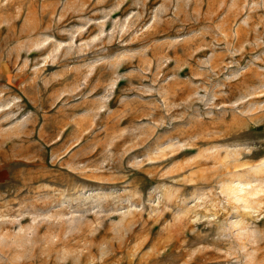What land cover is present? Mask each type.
Listing matches in <instances>:
<instances>
[{"label": "rangeland", "instance_id": "obj_1", "mask_svg": "<svg viewBox=\"0 0 264 264\" xmlns=\"http://www.w3.org/2000/svg\"><path fill=\"white\" fill-rule=\"evenodd\" d=\"M0 264H264V0H0Z\"/></svg>", "mask_w": 264, "mask_h": 264}]
</instances>
